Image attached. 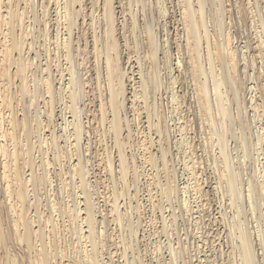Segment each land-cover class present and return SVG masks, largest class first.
<instances>
[{
    "label": "bare ground",
    "instance_id": "6f19581e",
    "mask_svg": "<svg viewBox=\"0 0 264 264\" xmlns=\"http://www.w3.org/2000/svg\"><path fill=\"white\" fill-rule=\"evenodd\" d=\"M256 21L261 22L259 27ZM261 76L264 0H0V264H216L215 217L204 219L212 208V193L203 178V156L197 151L216 145V134L220 177L228 181L237 169L234 151L230 155L226 151L224 135L231 133L241 146L239 168L252 167L245 187L250 210L264 207L263 179L257 178L253 166L254 154L264 150V136L260 129L256 136L251 118L257 115L264 125V83L251 86ZM249 90L254 91L250 98ZM57 116L65 121L58 123ZM204 132L206 140L199 143L193 136L201 133L199 138H204ZM107 135L117 150L114 158L109 139L105 144ZM132 141H137L138 153L129 154L127 148L135 147ZM179 158L185 174L181 183L175 167ZM138 164L145 184L158 181L162 191L158 194L179 208L174 212L172 205V224L161 221L152 234L145 233L143 223L131 219L133 215L127 218L129 208L138 210L142 203L138 185L134 184L135 194L127 195L129 208L120 210L122 191L116 183L120 180L123 191L129 186L128 176L139 183ZM65 165L79 182L81 206L78 199L72 200L75 196L74 204L59 196L63 187L71 188L62 182L64 176L71 177L64 175ZM161 171L164 184L157 178ZM235 179H230L226 191L231 199L243 195ZM54 181L59 182L58 196L46 189ZM192 190L197 202L205 203L200 210L195 211L187 199ZM43 198H50L48 210L53 212L48 216L40 209ZM156 200L153 205L149 200L150 204L163 205ZM55 212L63 221V231L72 237L69 245L77 248L73 256L74 249L68 253L67 246L59 245L63 233ZM180 220L191 221V233L187 222L189 232L181 230L185 237L179 233ZM117 225L124 228L128 240L123 251L124 239L119 241L114 234ZM169 229L176 230V244L170 241ZM162 234L168 245L162 246L160 237L159 244H153V260H144L140 253L148 249L147 236ZM242 242L245 256H252L255 246ZM164 247L169 260L162 255Z\"/></svg>",
    "mask_w": 264,
    "mask_h": 264
},
{
    "label": "rangeland",
    "instance_id": "374dc122",
    "mask_svg": "<svg viewBox=\"0 0 264 264\" xmlns=\"http://www.w3.org/2000/svg\"><path fill=\"white\" fill-rule=\"evenodd\" d=\"M261 22L260 21H256V25L259 27V25H261L260 24ZM259 24V25H258ZM261 29V28H260ZM254 30V28L251 30V31H253ZM254 35H256V34H254ZM242 45V44H241ZM258 61H260V60H258ZM259 66H260V64H259ZM258 71V70H257ZM256 71V72H257ZM261 77H263V76H261ZM264 81V77L263 78H261V80L259 81V78H258V80L257 81H254L253 83H252V85L251 86H253V85H255L256 87H257V85L258 86H262V84L264 83L263 82ZM257 82H258V84H257ZM262 82V83H261ZM260 83V84H259ZM43 90V89H42ZM41 90V92L43 93L44 92V90L42 91ZM255 91H257V92H255L256 94H257V96H259V94H261V89L259 88V89H257V90H255ZM253 90H249V96H248V98H250V96L251 95H253ZM62 102H63V100L61 101V104H60V102L57 104V107H58V109L61 107V105H62ZM96 105V104H95ZM60 106V107H59ZM62 108V107H61ZM60 108V109H61ZM59 109V110H60ZM59 114H60V112H58ZM253 112H251V114H252ZM84 116V115H83ZM257 115H254V116H252L251 118H252V120L254 121H252L254 124V131H255V134H256V136H258V132L260 133L259 135H263L264 136V132H263V122L261 121V118H259L258 119V116L256 117ZM58 117L59 116H57V118L56 119H58ZM65 117H67L66 119H69V117H68V114H67V116H65ZM85 117V116H84ZM235 117H237L235 120H236V122H239V120H238V116H236L235 115ZM254 117V118H253ZM264 117V116H263ZM256 118V119H255ZM62 120V121H61ZM238 120V121H237ZM59 121V122H58ZM60 121L61 122H63V121H65L62 117H59V119L57 120V122L58 123H60ZM256 121V122H255ZM57 122H55V123H57ZM260 123V124H259ZM225 124L226 123H224V127H227V126H225ZM260 125V127L258 126V125ZM226 125H228V124H226ZM60 126V125H59ZM220 127V126H219ZM60 128V130H61V127H59ZM255 128H257V130H255ZM198 129V128H197ZM224 129V128H223ZM260 129V130H259ZM262 129V130H261ZM60 130H59V132H60ZM221 130H222V128H221ZM259 130V131H258ZM258 131V132H257ZM61 132H62V134L64 133L62 130H61ZM213 132V131H212ZM222 132V131H221ZM237 132V131H236ZM201 134V133H200ZM200 134H196V136H195V134H194V138H197V136H198V140L197 139H195V140H197L199 143H201L200 141H205L206 140V138H205V136H207V133H203L202 135H201V137L204 135V138L202 139V138H199V136H200ZM206 134V135H205ZM227 135H224V136H226V138H225V140L227 141V142H229V143H225V145H226V148H227V152H228V154L230 155V153H232V151H234L231 155L233 156V154H234V156H236V158L234 157V163H233V166H234V164H235V166H236V172L235 173H237V174H235L234 173V175H232V178H231V176L229 177V179H228V181L226 180V179H223L222 177H220V174H221V172H222V167H221V162H220V160H218V158L220 159V157H219V153H220V148L219 147H217L218 145H217V143H215V141H217L216 139L218 138L217 137V135L216 134H213V144H216V145H212L211 146V148L208 150H205V152L204 151H200V149L197 151V153H198V155L199 156H203L202 158H203V161L205 162H203V165H202V171H205V172H203L204 174H203V178H205V181H206V185H208V187H207V189H209L210 190V192L212 193V201H211V203L213 204H211V210H209V213H206V216H205V218L204 219H211L212 217H215L213 220L215 221L214 222V225L212 226L213 227V231H215V233L216 234H218L216 237H215V242H214V246H213V251H215L214 253V255H216L215 257L217 258L218 256H219V258H217V262H215L216 264H263L264 263V207H259L258 209H256L257 210V212H256V210H255V212L254 211H251L250 210V206H249V202H248V199L246 198V195H247V188H245V187H248V182H247V178H250L251 177V173H252V167H244V168H239L240 166H239V159H241V157H239V156H242V153H241V146H239L240 145V143L239 142H236V138H234V136L231 134V133H226ZM231 134V135H230ZM193 135V134H192ZM222 135V134H221ZM46 136H49V133L48 132H46ZM224 136H222V137H224ZM230 136H232V138H228V137H230ZM235 136H236V134H235ZM237 136H238V132H237ZM107 138V139H106ZM264 138V137H263ZM109 139V144L110 145H108V149L109 150H112V151H110V153L112 152V154H113V157L112 158H114L116 155H117V150H116V148H115V146H114V144H113V142L110 140V139H112V138H110V136L108 137V135L105 137V144H106V146H107V140ZM201 139V140H200ZM205 139V140H204ZM234 139H235V141H234ZM84 142H87L86 140H84ZM218 142V141H217ZM234 142H236V143H234ZM132 143H133V141H132ZM136 143H137V141L135 142L134 141V143H133V145H135V147H132V148H130V147H128L127 148V150L129 151V154L130 153H133L134 152V154H135V151L136 150H138L137 148H138V146L136 145ZM238 143V144H237ZM86 144V143H85ZM237 145V146H235V145ZM64 145V144H63ZM229 145V146H228ZM263 145H264V143H263ZM214 146V147H213ZM216 146V147H215ZM239 146V147H238ZM213 147V148H212ZM229 147V148H228ZM233 147H235V148H233ZM136 148V149H135ZM239 148V149H238ZM262 148V147H261ZM229 149H231V152L229 151ZM235 149V150H234ZM131 150H132V152H131ZM262 150V149H261ZM259 151V153L258 152H256L255 154H254V160H253V166L254 167H256L257 166V178L259 177V180H260V178H262L263 179V183H264V150H262V151ZM115 151H116V153H115ZM207 151V152H206ZM235 151H237V154L235 153ZM240 151V152H239ZM137 153H138V151H136ZM202 152V153H201ZM136 153V154H137ZM201 155H200V154ZM203 153H204V155H203ZM218 153V154H217ZM208 154H210V155H208ZM236 154V155H235ZM221 155V154H220ZM237 155H239L238 157H239V159H238V157H237ZM263 155V156H262ZM205 156V157H204ZM256 156V157H255ZM116 159H117V157H116ZM181 158H179V160H180ZM205 159V160H204ZM213 159H215V161L213 160ZM178 159H176L175 161L177 162H175L176 163V168H178L177 170H179L180 172L178 173V179H179V181H180V183L181 182H183L184 180H185V174H183V171H182V161H183V158H182V160H178ZM238 160V161H237ZM238 162V164H237V162ZM213 162H215L216 164H214ZM117 164H118V162H117ZM179 164H180V166H179ZM255 164H256V166H255ZM58 166V165H57ZM178 166V167H177ZM259 166V167H258ZM59 167V166H58ZM66 167V165L64 166V168ZM138 170H139V172H140V174H139V172H138V180L141 178V181L139 180V183H134L133 181H131L132 180V178H131V176H128V182H129V180H130V182H129V186L131 185V187H134V189L133 188H129V186L127 185V188H126V190L124 189V191H126V192H124L123 191V188L121 187L122 186V184H121V182H120V180H119V182L118 181H116V182H118V183H116V186H117V189L119 190V191H122V195H120V197H119V202L121 203L120 204V207H121V211H126V209H127V207L129 208V200L127 199V198H129V196H127V195H129V194H131V193H133V194H135L136 192H135V185H138L137 187H138V189L140 188V190L137 192L138 193V198H139V200H140V202H142V203H140V204H138V210H136L137 208L136 207H133V209L132 208H129V213H127V215L128 214H130V215H133V216H131L132 218L131 219H135L134 221H137L138 223H143V226H142V228H143V230L145 231V233H151L152 234V232L153 231H155L154 229H157V228H159V226L160 225H162V223H161V221H165V223H167V224H172V220L173 219H170V218H172L171 217V214L173 213V211L174 212H179V208L177 207L178 205L176 204V205H173V204H175L174 202H173V204H172V202L171 201H169V203H167V198L165 197L164 198V196H163V194L162 195H159V194H161L162 193V191L161 192H159L160 190H161V186H159V184L157 183L158 181H156V182H151V183H148V182H146V184H145V180H144V178L146 179V177H145V174L140 170L141 169V167H140V165L138 164ZM136 167V168H137ZM220 167V168H219ZM160 168V167H159ZM207 168V169H206ZM217 168V169H216ZM245 168H246V172H245ZM67 167L64 169V175H69V173H70V175H71V177H65L64 176V178H63V180H62V182L64 183V184H67V186H69V188L70 189H68V187H67V190H66V188H64L63 187V192L62 193H60V195L59 196H61V197H63V199H65V203H67V201H68V203L69 202H71L72 200H77L76 201V204L78 203V202H80V205L79 206H81V200H82V198H80V196H78L79 195V188H78V186H79V182H77V179H74V178H72V172H69V173H67L68 171L67 170H69V169H67ZM244 169V170H243ZM248 169H249V171H251V172H249V173H247L248 172ZM216 170V171H215ZM219 170V171H218ZM241 170H243L242 172H241V175H240V171ZM49 171H50V173H53V169L52 168H50L49 169ZM58 171H60L59 169H58ZM70 171V170H69ZM155 172H157L156 170H155ZM178 172V171H177ZM182 172V173H181ZM144 174L143 176H139V175H141V174ZM242 173H243V176H242ZM245 173V174H244ZM246 173H247V175H246ZM160 174H162L163 175V177H162V175H160ZM182 174H183V176H182ZM218 174V175H217ZM239 174V175H238ZM53 175V174H52ZM69 175V176H70ZM100 175H104V171H100ZM205 175V176H204ZM250 175V176H249ZM54 176V178H55V175H53ZM160 176V177H159ZM165 175L163 174V172L161 171V172H159V174H158V176H157V178H159L161 181H162V183L164 184V182H165V177H164ZM249 176V177H248ZM140 177V178H139ZM163 179H162V178ZM183 177V178H182ZM220 177V178H219ZM234 177V178H233ZM241 177V178H240ZM68 178V180L66 181V179ZM104 178V177H103ZM213 178V179H212ZM240 180L239 182L240 183H238V181L236 180ZM246 178V179H245ZM221 179H223V180H221ZM230 179H232V180H234L235 179V182H234V184L235 183H237L238 185V187L240 188L239 189V191L241 192V193H243V195H240L241 197H239V194L238 195H236V196H232V199H231V197H229V195L230 194H228L227 192L229 191L228 190V188H229V181H231ZM242 179H243V181H242ZM262 179H261V181H262ZM55 180H57L56 178H55ZM92 180H94V178L92 179ZM209 180H211V181H209ZM221 180V181H220ZM75 181V182H74ZM164 181V182H163ZM237 181V182H236ZM57 182V181H56ZM55 181H54V184H55V186L57 187H55L54 186V184L51 186H46V189H47V187H48V192H50L51 191V193L52 194H54L55 196H58V186H59V182L58 183H56ZM70 182V183H69ZM72 182H73V184H72ZM108 183L107 184H109V188L110 187H112V189H113V186H112V183L111 182H109V181H107ZM217 182V183H216ZM225 182H227L228 184H226ZM133 183V184H132ZM154 183H156V185L154 184ZM222 183V184H221ZM246 183V184H245ZM58 184V185H57ZM77 186H76V185ZM135 184V185H134ZM144 186H143V185ZM210 184V185H209ZM225 184V185H224ZM132 185H134V186H132ZM143 187H142V186ZM147 185H150V186H148V187H146ZM151 185H153V186H151ZM219 185H220V187H219ZM228 185V186H227ZM236 185V184H235ZM61 186V185H60ZM74 186V187H73ZM76 186V187H75ZM115 186V187H116ZM119 186V187H118ZM159 186V187H158ZM214 186H216V187H214ZM51 187V188H50ZM137 187H136V189H137ZM145 187V188H144ZM153 187V188H152ZM158 187V189H157V193H155V188H157ZM237 187V188H238ZM54 188V189H53ZM72 188H74V189H72ZM77 188V189H76ZM148 190H147V189ZM242 188V189H241ZM57 189V190H56ZM111 189V188H110ZM131 189V190H130ZM133 189V190H132ZM137 189V190H138ZM146 189V190H145ZM154 189V190H153ZM45 190V189H44ZM52 190H53V192H52ZM56 190V191H55ZM64 190H66L65 192H64ZM68 190H70V191H68ZM74 190V192H76V193H74V192H72ZM127 190H129V192L127 191ZM191 190V189H190ZM218 190V191H217ZM221 190V191H220ZM242 190V191H241ZM55 191V192H54ZM151 191V193H149V192ZM227 191V192H226ZM57 192V194H55ZM71 192L74 194H71ZM142 192V193H141ZM147 194H146V193ZM153 192V193H152ZM158 192H159V194H158ZM224 192V193H223ZM44 193H45V191H44ZM44 193H43V195H44ZM51 193H48L50 196H52V194ZM64 193V195H62ZM68 193V194H67ZM141 193V194H140ZM191 195H190V194ZM189 193H187L188 195V197H187V199H188V201L190 202V205L195 209V211H196V209H201L202 208V204H205L204 203V201H202V202H197L198 200L197 199H195V192H194V194H193V190L191 191V192H189ZM240 193V194H241ZM66 194V195H65ZM69 194H70V197H69ZM78 194V195H77ZM124 194V195H123ZM143 194V195H142ZM153 196V197H151V195ZM158 196H157V195ZM226 194V195H225ZM228 194V195H227ZM46 195H47V193H46ZM68 195V196H67ZM77 195V196H76ZM147 195H149V197H151L150 199H149V197H147ZM75 196V197H74ZM145 196V197H144ZM162 197V200L160 199L161 197ZM193 196V197H192ZM242 196H244V199H242L243 197ZM74 197V198H73ZM77 197V198H76ZM94 196L92 195V198H93ZM144 197V198H143ZM155 197V198H154ZM157 197H159V198H157ZM60 198V197H59ZM70 198V199H69ZM73 198V199H72ZM76 198V199H75ZM124 198V199H123ZM143 198V199H142ZM148 198V199H147ZM154 198V199H153ZM225 198V199H224ZM48 199V200H47ZM43 198V200H41L42 201V203H43V205H42V203H41V207H40V209H41V211H43V213H45V216L47 215H49L51 212H53L52 210L51 211H49L48 210V208H51L50 207V205L49 204H47V201H49V199L50 198ZM72 199V200H71ZM146 201H145V200ZM158 200V202H157V200H156V202L158 203V204H160V203H162L163 205L161 206V204L159 205V207H154V206H152L153 205V200ZM164 199H165V201H164ZM190 199V200H189ZM219 199H221V200H219ZM235 199V200H234ZM238 199V200H237ZM241 199V200H240ZM99 200H101V199H99ZM152 202V205L150 204L151 202ZM161 202H160V201ZM224 200V201H223ZM247 200V201H246ZM75 201H74V203H75ZM148 201V202H147ZM164 203H163V202ZM214 201V202H213ZM224 203H223V202ZM235 201L237 202V203H235ZM242 201H243V203H242ZM47 204V206L45 205V203ZM124 202V203H123ZM143 202H144V204H143ZM67 203V204H68ZM73 203V201L71 202V204ZM73 203V204H74ZM132 203H133V205H136L137 204V202H136V204H135V201L133 200L132 201ZM171 203V205H169ZM201 203V204H200ZM126 204V205H125ZM142 204H143V206H142ZM225 204V205H224ZM231 204V205H230ZM125 205V206H124ZM170 207H169V206ZM174 207H173V206ZM197 205H199L200 206V208L197 206ZM218 205V206H217ZM222 205H224V206H222ZM235 205V206H234ZM243 205V206H242ZM145 206V207H144ZM151 206H152V208H151ZM164 208V210L161 208ZM165 206V207H164ZM168 206V207H167ZM197 206V207H196ZM42 207H44V209L45 210H43L42 209ZM124 207H126V208H124ZM139 207H140V209H139ZM171 207H173V208H176V209H174L173 211H171L172 210V208ZM222 207V208H221ZM242 207V208H241ZM245 207V208H244ZM136 208V209H135ZM143 208V209H142ZM160 208V210H158ZM168 208H170L169 209V212H167L168 211ZM178 208V209H177ZM226 208V209H225ZM260 208H262L261 210H260ZM135 209V210H134ZM142 209V211L140 212L139 210H141ZM161 209L164 211H161ZM240 209V210H239ZM154 210H156V211H154ZM177 210V211H176ZM236 210V211H235ZM261 211V212H263V214L260 212H258V211ZM45 211V212H44ZM47 211V212H46ZM133 211H136V212H133ZM139 211V212H138ZM234 211V212H233ZM242 211V212H241ZM131 212L133 213V214H131ZM143 212V213H142ZM155 212V213H154ZM164 213V215H165V218H164V220H163V216H161V213ZM177 212V213H178ZM206 212V211H205ZM254 212V216H253V214L251 215V213H253ZM47 213V214H46ZM138 213H139V215H138ZM166 213V214H165ZM195 214H193V216L191 217V218H193L194 220L196 219L195 217L197 216V214L198 213H196V212H194ZM212 213V214H211ZM223 213V214H222ZM240 213V214H239ZM56 212H55V218L57 217L56 216ZM142 214H143V217H142ZM248 214V215H247ZM83 215V214H82ZM130 215H128L127 216V218H128V220H131V219H129L130 218ZM135 215V216H134ZM208 215H210V218H209V216ZM140 216H141V219H140ZM155 216V217H154ZM159 216V217H158ZM168 216V217H167ZM187 216V215H186ZM207 216H208V218H207ZM242 216V217H241ZM133 217H135V218H133ZM151 217H153V218H151ZM239 217H241V218H239ZM254 217V218H253ZM58 219L60 218L59 216L57 217ZM56 218V219H57ZM136 218L137 219H139V220H136ZM149 218V219H148ZM227 218V219H226ZM260 220H259V219ZM146 219V220H145ZM162 219V220H161ZM244 219V220H243ZM250 219V220H249ZM153 222H152V221ZM158 220V221H157ZM168 220V221H167ZM227 220V221H226ZM140 221V222H139ZM151 221V222H150ZM183 220H180V222H179V224H182L181 226H179V229H180V231L182 230L183 231V229L185 230V233H187V232H189L188 231V229H189V227H190V229L189 230H191L190 231V233L192 232V226H190L189 224H190V222L191 221H188L187 222V220H185L186 222H187V224L189 225V227L187 226V224H186V222H182ZM232 221V222H231ZM58 222H60L59 224V227H60V234L61 233H63L64 234V236L66 237H62V235L63 234H61V237L59 238V239H61V240H59V245H61V247H65V246H67V247H65V249H67L68 248V251L66 250V252H68V253H70L73 249H74V247L71 245H69V239H72V237H71V235L68 233V232H64L63 230H64V227H63V221L61 220V218L59 219V221ZM156 222V223H155ZM159 222V223H158ZM222 222V223H221ZM148 223H149V225H148ZM233 223V224H232ZM246 223V224H245ZM85 223H83V227L84 228H86V226L84 225ZM159 224V225H158ZM229 224V225H228ZM151 225V226H150ZM155 225L157 226V227H155ZM240 225V226H239ZM248 225V226H247ZM253 225V226H252ZM261 227H260V226ZM147 226V227H146ZM153 226V227H152ZM229 226V227H228ZM239 226V227H238ZM256 226V227H255ZM111 227H112V225H111ZM110 227V228H111ZM187 229V231H186V229ZM216 227V228H215ZM109 228V229H110ZM114 228V227H113ZM146 228V229H145ZM150 228H152V229H150ZM239 228H241V229H239ZM248 230H247V229ZM61 229H62V231L63 232H61ZM115 232H114V234L116 233L117 235H115V237L116 238H118V236H120L119 237V241H122L124 238H126L127 239V237H126V232L124 231V228L123 227H120L119 225H117V226H115ZM261 229V230H260ZM143 230H140L142 233H143ZM170 230H172L171 232H172V234H171V232H170ZM174 230V231H173ZM112 231V230H111ZM152 231V232H151ZM176 230L175 229H169V232H170V235L171 236H169V237H171L170 239V241L173 243V244H176V242H177V240L178 239H176V238H178V236L176 235L177 233L175 232ZM179 231V233H180V235L181 236H186V234L184 235V231L182 232H180ZM125 234V235H122V234ZM255 233V234H254ZM260 234V236L259 235H257V234ZM59 234V233H58ZM221 234V235H220ZM234 234H236V235H234ZM261 234H262V236H261ZM191 235V234H190ZM238 235V236H237ZM70 236V237H69ZM122 236V237H121ZM125 236V237H124ZM174 236V237H173ZM240 236H242V237H240ZM244 236V237H243ZM247 236H249V238H250V240H247V239H249L248 237L246 238ZM148 238H149V241H144V243H146V247L148 248L145 252L144 251H142L141 253H140V255H144V257H142V258H144V260H146V261H150V259L151 260H153L152 258L155 256V255H153V254H151L152 253V249H153V247H154V245L153 244H155V245H157V244H159L157 241H159L160 240V237H161V245L162 246H164V244H165V246L166 245H168V240L166 241V238L164 237V234H162L161 236H159V237H157L158 238V240H156L157 238H154V237H156V236H150V235H148L147 236ZM252 237V238H251ZM258 237H260V238H258ZM64 238V239H63ZM120 238H122V239H120ZM152 238V239H151ZM173 238H174V241H175V239H176V241L175 242H173ZM220 238V239H219ZM240 238V239H239ZM243 238H244V240H243ZM245 238H246V240H245ZM62 239H63V241H62ZM126 239H124L123 241H125L124 243H122V242H120L121 243V250L123 251L124 250V248H125V246H127L128 244V240H126ZM191 239H192V237H191ZM230 239V240H229ZM252 239V240H251ZM263 239V240H262ZM156 241V243H155V241ZM193 240V239H192ZM240 240V241H239ZM65 241V242H64ZM126 241H127V243H126ZM242 241H250L249 243L251 244H249L250 245V247L251 246H253V249H254V246H255V249L254 250H252V252L254 253H252L253 255H255V256H253L252 254V256H250L249 255V257H248V253L246 254V256H245V253L246 252H244V248H243V246L245 245ZM263 241V242H262ZM63 242V243H62ZM68 244H67V243ZM153 242V243H152ZM231 242H233V243H231ZM244 244H242V243ZM254 242H256V243H254ZM61 243V244H60ZM66 243V244H65ZM140 243H143V242H140ZM149 243H151V245L149 244ZM254 243V244H253ZM213 244V243H212ZM241 244L243 245L242 247H241ZM138 245V244H137ZM136 245V246H137ZM210 245V244H209ZM238 245V246H237ZM260 245V246H259ZM70 246V247H69ZM129 246V245H128ZM127 246V247H128ZM207 246V245H206ZM206 246H204L205 247V250H209V247H206ZM149 247L151 248L150 250H149ZM70 248V249H69ZM215 248V249H214ZM242 248V249H241ZM258 248V249H257ZM262 248V249H261ZM140 250H141V248H139ZM190 249H191V247H190ZM77 248L76 249H74V251L73 252H71V253H74V254H72V256L73 255H75V254H77ZM105 250V249H104ZM219 250V251H218ZM242 250V251H241ZM106 251V250H105ZM129 251V250H128ZM255 251H256V253H255ZM147 252V253H146ZM150 252V253H149ZM162 252H163V254L162 255H164L165 256V259H167V260H169V256H168V254H167V251H166V249H165V247L163 248V250H162ZM192 252H194L193 251V247H192ZM244 252V253H243ZM130 252H128V254L127 255H129L130 256V254H129ZM222 253V254H221ZM228 253V254H227ZM147 254V255H146ZM149 254V255H148ZM146 255V256H145ZM156 255H157V257L156 258H158L159 257V253H156ZM161 255V254H160ZM223 255V256H222ZM226 255V256H225ZM232 255V256H231ZM153 256V257H152ZM263 256V257H262ZM150 257V258H149ZM250 257H252V259H253V257H255L253 260L250 258ZM261 258V259H260ZM121 260H123L124 258H120ZM121 260H120V262H121ZM221 260V261H220ZM245 260H246V262H245ZM254 260L256 261V262H254ZM223 262V263H222ZM154 264H157V262H154Z\"/></svg>",
    "mask_w": 264,
    "mask_h": 264
}]
</instances>
